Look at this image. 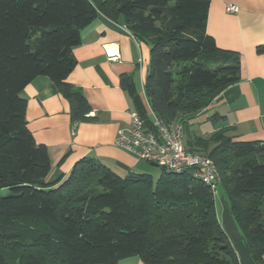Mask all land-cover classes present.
Here are the masks:
<instances>
[{
    "label": "trees",
    "instance_id": "16d2710c",
    "mask_svg": "<svg viewBox=\"0 0 264 264\" xmlns=\"http://www.w3.org/2000/svg\"><path fill=\"white\" fill-rule=\"evenodd\" d=\"M210 0H0V264H239L217 219L209 188L192 170L124 177L83 158L66 179L46 183L50 162L26 126L22 90L47 77L68 102L72 124L89 123L83 93L67 82L80 31L99 16L121 19L149 47L144 93L150 112L181 123L188 151L213 161L254 264H264V141L207 138L188 122L240 80V57L206 33ZM264 53V44L256 47ZM121 88L146 125L132 77ZM223 117L214 114L210 121ZM6 191V195L2 192Z\"/></svg>",
    "mask_w": 264,
    "mask_h": 264
},
{
    "label": "crops",
    "instance_id": "0c3cea01",
    "mask_svg": "<svg viewBox=\"0 0 264 264\" xmlns=\"http://www.w3.org/2000/svg\"><path fill=\"white\" fill-rule=\"evenodd\" d=\"M236 6V14L226 13ZM206 33L221 50L240 57V80L221 91L210 105L188 122L191 135L207 138L228 128L236 141H264V0H210ZM76 62L67 82L80 90L91 108L89 123L70 122L68 102L47 77H37L20 93L26 101V126L37 144L44 145L50 162L46 183L66 179L83 158L96 160L123 177L140 173L143 162L116 147L120 130L130 127L132 101L119 82L121 75L132 77L135 93L150 118L144 93L150 51L148 45L130 36L121 19L99 16L80 31V45L72 50ZM218 114L221 121L212 123ZM203 130V131H202ZM219 224L228 237L239 264H254L230 211L220 197ZM117 264H144L136 256L120 258Z\"/></svg>",
    "mask_w": 264,
    "mask_h": 264
},
{
    "label": "built area",
    "instance_id": "2783aa9c",
    "mask_svg": "<svg viewBox=\"0 0 264 264\" xmlns=\"http://www.w3.org/2000/svg\"><path fill=\"white\" fill-rule=\"evenodd\" d=\"M225 11L236 14L238 8L226 6ZM115 145L141 162L155 164L166 173L181 174L192 170L193 177L206 185L213 197L218 192L215 164L208 157L186 149L181 123L165 124L150 113V124L146 125L137 112H132L129 129L118 132Z\"/></svg>",
    "mask_w": 264,
    "mask_h": 264
},
{
    "label": "rangeland",
    "instance_id": "374dc122",
    "mask_svg": "<svg viewBox=\"0 0 264 264\" xmlns=\"http://www.w3.org/2000/svg\"><path fill=\"white\" fill-rule=\"evenodd\" d=\"M184 138L186 139L185 132H184ZM142 164H143V168L145 170L143 172H140L141 174L144 173V174L150 175L154 181H156L161 176L162 169L160 167L152 166L151 164L144 163V162ZM217 191H218L217 194L214 196V201H215V204H216L217 214H218V216H220V214H221V204H223L220 201V197L224 196V193L222 192L221 189H218ZM6 193H7L6 191H3L2 195H6ZM224 198H225V196H224Z\"/></svg>",
    "mask_w": 264,
    "mask_h": 264
},
{
    "label": "water",
    "instance_id": "95a60500",
    "mask_svg": "<svg viewBox=\"0 0 264 264\" xmlns=\"http://www.w3.org/2000/svg\"><path fill=\"white\" fill-rule=\"evenodd\" d=\"M152 166H156L155 164H151Z\"/></svg>",
    "mask_w": 264,
    "mask_h": 264
}]
</instances>
